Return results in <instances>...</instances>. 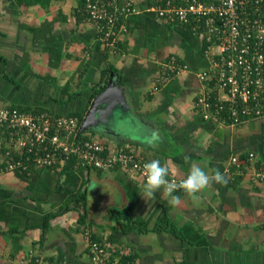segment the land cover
Segmentation results:
<instances>
[{
  "label": "crops",
  "instance_id": "crops-1",
  "mask_svg": "<svg viewBox=\"0 0 264 264\" xmlns=\"http://www.w3.org/2000/svg\"><path fill=\"white\" fill-rule=\"evenodd\" d=\"M118 2L137 11L116 24L112 49L86 19L83 0H0V107L85 115L112 77L122 101L98 105L89 138L167 163L178 178L193 163L209 173L218 168L227 183L195 198L177 190L172 206L162 190L142 199L144 181L126 168L1 172L0 264L39 255L40 264H97L85 226L111 246L131 247L134 264H264V178L231 161L253 152L264 170V116L235 126L203 119L194 105L203 89L197 73L209 64L201 34L146 10L153 0ZM171 55L188 68L169 75L163 65ZM151 130L161 137L155 146L146 139ZM10 146L0 129V163ZM111 210L134 228L121 229Z\"/></svg>",
  "mask_w": 264,
  "mask_h": 264
},
{
  "label": "built area",
  "instance_id": "built-area-1",
  "mask_svg": "<svg viewBox=\"0 0 264 264\" xmlns=\"http://www.w3.org/2000/svg\"><path fill=\"white\" fill-rule=\"evenodd\" d=\"M82 10L103 43L112 49L117 48L121 27L116 24L137 11L131 3L120 4L118 0H83ZM146 10L201 34L202 54L209 64L197 73L203 89L194 105L203 119L235 126L264 116V0H153ZM163 68L172 75L188 66L171 55ZM84 116L0 107V129L11 143L5 151L6 160L0 163V173L29 175L36 167L63 165L76 156L81 167L131 169L144 181L143 165L150 160L139 152L110 148L92 138L79 140ZM231 161L242 172L243 165L253 167L255 156L250 152L245 158L233 156ZM254 173L255 178H264V170L255 169ZM167 178L179 179L171 174ZM83 232L94 263L133 264L125 258L131 247L94 239L88 226ZM31 258L29 264H40V255Z\"/></svg>",
  "mask_w": 264,
  "mask_h": 264
},
{
  "label": "clouds",
  "instance_id": "clouds-1",
  "mask_svg": "<svg viewBox=\"0 0 264 264\" xmlns=\"http://www.w3.org/2000/svg\"><path fill=\"white\" fill-rule=\"evenodd\" d=\"M79 136V135H78ZM147 142L155 146L161 137L157 130H151L150 135L146 138ZM117 148V147H116ZM187 160V157L185 158ZM170 170L165 163L161 164L159 160H152L143 165L144 184L142 187L141 198L145 201L152 199L154 193L162 190L163 198H168V203L176 206L180 202V198L173 195L177 190H182L187 195L195 198L196 193L211 187L213 184L227 183L226 177L220 169H214L211 173L204 171L199 164H191L186 176L179 179L169 180Z\"/></svg>",
  "mask_w": 264,
  "mask_h": 264
},
{
  "label": "water",
  "instance_id": "water-1",
  "mask_svg": "<svg viewBox=\"0 0 264 264\" xmlns=\"http://www.w3.org/2000/svg\"><path fill=\"white\" fill-rule=\"evenodd\" d=\"M119 100L122 101V88L118 85V83L111 77L109 79L108 84L99 94L94 98L91 106L88 108L85 116L80 124L77 135L80 133L89 130L97 125L98 118L96 108L102 102H109L110 100ZM109 110V107H106Z\"/></svg>",
  "mask_w": 264,
  "mask_h": 264
},
{
  "label": "trees",
  "instance_id": "trees-1",
  "mask_svg": "<svg viewBox=\"0 0 264 264\" xmlns=\"http://www.w3.org/2000/svg\"><path fill=\"white\" fill-rule=\"evenodd\" d=\"M19 109V108H18ZM79 116H81V115H79ZM250 119H252V118H250ZM249 120V119H248ZM79 140H84V139H88L89 137H88V133H87V131H84V132H82V133H80L79 134ZM248 156V155H247ZM246 156V157H247ZM241 158H245V157H241ZM66 166V167H68V169L67 170H72L74 167H78L79 166V162H78V159H77V157L76 156H71L70 158H69V160H67L62 166ZM258 165H260L259 164V162L255 159V162H254V165H253V167L255 168V169H257V168H261V167H257ZM66 167H64V168H66ZM76 199L78 200L79 199V196L78 197H76ZM114 214H115V216H116V219H117V221H118V223H119V225H120V228L121 229H123V230H130L131 228H134V225H133V222H131V221H129L128 220V217L124 214V213H122V212H120V211H117V210H111ZM119 212V213H118ZM83 216V215H82ZM81 216V217H82ZM131 227V228H130ZM93 238L94 239H99L98 237H96V236H93ZM132 257H133V255H131V253L130 254H128V255H126L125 256V258H126V261H130L131 259H132ZM134 264V263H133Z\"/></svg>",
  "mask_w": 264,
  "mask_h": 264
},
{
  "label": "rangeland",
  "instance_id": "rangeland-1",
  "mask_svg": "<svg viewBox=\"0 0 264 264\" xmlns=\"http://www.w3.org/2000/svg\"><path fill=\"white\" fill-rule=\"evenodd\" d=\"M132 253V252H131Z\"/></svg>",
  "mask_w": 264,
  "mask_h": 264
}]
</instances>
